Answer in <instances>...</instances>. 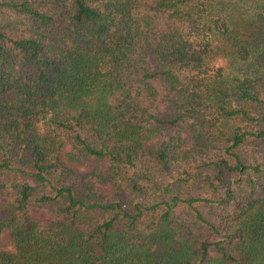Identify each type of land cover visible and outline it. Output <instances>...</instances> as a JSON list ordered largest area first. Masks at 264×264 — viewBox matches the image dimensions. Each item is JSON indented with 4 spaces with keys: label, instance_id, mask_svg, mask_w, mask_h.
<instances>
[{
    "label": "trees",
    "instance_id": "16d2710c",
    "mask_svg": "<svg viewBox=\"0 0 264 264\" xmlns=\"http://www.w3.org/2000/svg\"><path fill=\"white\" fill-rule=\"evenodd\" d=\"M0 264H264V0H0Z\"/></svg>",
    "mask_w": 264,
    "mask_h": 264
}]
</instances>
